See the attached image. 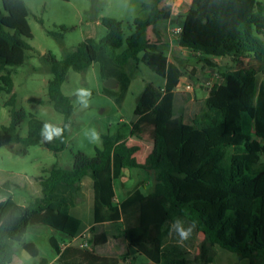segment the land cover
Listing matches in <instances>:
<instances>
[{
    "label": "trees",
    "instance_id": "1",
    "mask_svg": "<svg viewBox=\"0 0 264 264\" xmlns=\"http://www.w3.org/2000/svg\"><path fill=\"white\" fill-rule=\"evenodd\" d=\"M160 1L142 4L148 15L134 17L128 34L120 20L103 16L106 33L98 41L87 38L61 58L50 51L40 56L51 74L48 103L63 114L58 126L67 125L62 136L46 142L43 121L32 114L26 135L18 133L27 114L14 106L10 73L24 62L32 34L24 1L0 0V90L10 94L5 101L10 119L1 127L0 142L15 154L39 143L54 152L66 145L73 105L60 87L69 69L80 71L97 62L101 80L118 82L115 88L102 86L118 106L139 62L165 79L162 87L144 84L129 120L133 125L146 113L153 120V136L141 160L137 153L145 140L138 130L101 133V146L92 156L77 151L70 167L54 164L33 177L40 186L37 195L12 202L5 213L0 199V264L13 261L16 245L39 264H49L25 239L34 225L32 216L41 211L53 230L47 243L54 264H116L118 256L128 255V245L148 264H210L212 249L241 264H256V259L264 264V0H191L176 40L198 52L202 67L215 65L211 56H228L233 63L250 57L262 65L259 70L230 66L221 71L220 83L209 88L191 122L184 121L190 94L174 87L181 76L195 81L194 69L168 61L147 34L158 20L169 19V8L158 6ZM125 169L150 170L152 188L144 193L136 187L115 202L114 180ZM10 189V183L0 184V198ZM68 219L75 221L73 235L89 229V247L60 246L58 236L70 230ZM176 219L195 225L189 239L180 241L170 231Z\"/></svg>",
    "mask_w": 264,
    "mask_h": 264
},
{
    "label": "rangeland",
    "instance_id": "2",
    "mask_svg": "<svg viewBox=\"0 0 264 264\" xmlns=\"http://www.w3.org/2000/svg\"><path fill=\"white\" fill-rule=\"evenodd\" d=\"M27 10V20L32 36L27 39L31 49L27 51L24 62L11 67L12 91L15 108H22L27 117L20 123L18 133L26 135L28 116H36L40 120L59 125L63 122V114L48 103L47 80L51 74L47 65L40 56L50 51L57 58H61L65 51L73 50L78 43L90 38L98 41L106 33V28L101 23L103 16H112L122 22L125 34L133 30L131 21L134 17H146L148 9L142 6L147 0H23ZM159 21V20H158ZM130 24V25H129ZM64 25L65 29H61ZM130 26V27H129ZM61 34L57 38L55 34ZM218 69L223 71L227 66L248 68L255 70L261 68V63L249 60V57L241 58L239 62L233 63L228 56H222ZM189 63L199 67L195 58L189 56ZM226 66V67H225ZM131 84L125 94L121 106L102 92L104 81L99 76L97 62H92L83 70L75 71L69 69L66 79L61 84V91L70 98L73 112L70 117L67 143L63 149L54 152L48 149L44 143L31 145L24 154L13 153L6 143L0 142V184L8 182L11 184L10 194L2 196L5 201L3 213L12 202L24 203L32 195L40 191L38 182L33 178L46 173L51 165L70 167L73 154L81 151L89 156L95 153V148L101 146L100 141L91 143L85 136L89 129H95L99 134L113 133L117 129L125 134L130 130L129 120L135 106L136 98L146 82L158 86L162 84V77L151 70L146 64L139 62L137 69L132 73ZM86 87L91 90L90 105L87 109H81L72 93L78 87ZM117 87V86H116ZM199 92L202 88L197 87ZM10 94L0 90V133L1 127L9 122L10 106L5 104ZM140 133L145 140L143 146L137 153L139 160L144 156L147 142L150 141L146 119L141 120ZM135 130H137L135 128ZM153 136V135H152ZM264 161V156L262 157ZM127 176V186H133L135 182L144 185L149 182L152 188L153 177L147 175V171L138 169H125L123 175ZM122 175V176H123ZM122 176L116 180V186ZM147 179L142 180L145 177ZM141 177V178H140ZM139 179V180H138ZM52 233L49 226H33L26 233L25 239L37 240L39 254L47 258L54 255L53 250L47 243V237ZM31 234H36L34 237ZM202 238H198V243ZM212 262L210 264H241L233 257L220 249L211 250ZM140 256V257H139ZM146 257L142 254L135 256L134 264L139 263ZM256 259V264L260 263ZM9 264H39L36 257L30 256L19 246H15L13 262ZM51 264H54L52 262ZM116 264H129L120 261Z\"/></svg>",
    "mask_w": 264,
    "mask_h": 264
},
{
    "label": "crops",
    "instance_id": "3",
    "mask_svg": "<svg viewBox=\"0 0 264 264\" xmlns=\"http://www.w3.org/2000/svg\"><path fill=\"white\" fill-rule=\"evenodd\" d=\"M190 2H191V0H161L159 2L158 6L164 5L167 8H169V19L166 23H163L160 20L157 21L153 26H151L148 29V32H147L148 37L151 40H155L157 47H159L163 50L168 61L175 63V64H179V65L185 67L186 69H194V79H196L195 81L190 80L186 76H181L178 79V82L176 84V85H179L180 87H183L186 84H190V88H188L187 90L184 91V92H188L190 94V98L186 102L185 109H184V121L185 122H191V120L194 116V113L198 110V108L202 104L203 99L208 96L209 88L213 85H218L220 83V81H221V75H220L221 70H219L217 66L221 65L220 61L222 59L221 58L222 56H211V60L215 63L214 66L202 67L201 64L198 63L199 67H195L194 65H191L189 63L188 58H189V56H191V57L195 58V60L197 61L196 55L198 54V52H194L190 48L180 46L177 43V40H176V34L177 33L174 32V29L179 26L183 15L187 12V10L189 8ZM143 3L144 2H142V4ZM242 58H245V57H242ZM249 60L253 61V62H259V61H256V60L250 58V57H249ZM259 63H261V62H259ZM227 67H230V66H227ZM164 83H165V79L162 77V84L158 85V86L162 87L164 85ZM130 84H131V81L129 83V86H130ZM197 87L202 88V91H205V92L204 93L199 92L198 89H196ZM145 119H146V126L148 127L150 140H151L152 135H153V120L149 116V114H147V113L140 119V121L145 120ZM140 121L133 124V125L129 123L130 129L136 128L140 133H143V130L141 129V125L139 127ZM126 134H128V133H126ZM147 173H148L147 175H149V176L152 175L150 170L147 171ZM125 178L127 179L128 177L125 176V174H124L122 176V179L119 180L117 186H116V180L117 179L114 180V191H115L114 201L115 202L121 201L124 197H126L136 187L140 188L144 193H146L150 190L149 182L144 184V185H140V183L135 182L134 185L131 187V186L126 185ZM145 179H147V177H145L144 179L142 177L141 181H143ZM32 220L34 222L33 226H40V227L49 226V224L47 223V213L45 211H41V212L33 215ZM68 222L71 225L70 230L66 231V229H65L62 237L58 236L59 238H62V240L64 242H67V243H70L73 245H78L81 242V240H83V238H87V240H88L91 237V232L89 231V229H84L80 234L73 235V230L75 228V221L73 219H68L67 223ZM49 228H50V226H49ZM50 230L53 231L51 228H50ZM31 235L34 237V239H36L35 238V237H37L36 234H34V235L31 234ZM48 237L46 238L47 241H48ZM26 240L33 241L37 245V243H36L37 240L36 241L31 240V239H26ZM37 247H38V245H37ZM140 254L141 253H139L135 247L128 245V255L125 257L118 256L117 257V263H119L120 261H123V262L127 261L129 264H134L135 256H138ZM54 259H55V255H53L51 258H49V264H51L54 261ZM37 261H38V259H37ZM150 262L151 261L146 258V260L141 259L139 261V263H137V264H148Z\"/></svg>",
    "mask_w": 264,
    "mask_h": 264
},
{
    "label": "clouds",
    "instance_id": "4",
    "mask_svg": "<svg viewBox=\"0 0 264 264\" xmlns=\"http://www.w3.org/2000/svg\"><path fill=\"white\" fill-rule=\"evenodd\" d=\"M72 95L75 96L76 102L79 104L80 108L87 109L90 105L91 90L86 87H78L74 90ZM64 127H67L65 125ZM64 127H60L50 122H45L41 129V136L46 142L52 141L56 137H60L63 134ZM85 136L91 143H97L100 141V134L95 129H89L85 132ZM194 224L186 225L180 219H176L170 225V231L174 232L180 239V241H185L189 239L191 233L194 229Z\"/></svg>",
    "mask_w": 264,
    "mask_h": 264
},
{
    "label": "built area",
    "instance_id": "5",
    "mask_svg": "<svg viewBox=\"0 0 264 264\" xmlns=\"http://www.w3.org/2000/svg\"><path fill=\"white\" fill-rule=\"evenodd\" d=\"M179 30H180V27L178 26V27H176V28L174 29V32L177 33ZM188 88H190V84H186V85H184L183 87H180L179 85H176V86L174 87V89H175V90H178V91H185V90H187ZM66 244H67V242H64V241H63V242H61L60 246H61V247H64ZM77 246H79V247H89V246H90V243H89V241L87 240V238H83V240H81V242H80Z\"/></svg>",
    "mask_w": 264,
    "mask_h": 264
},
{
    "label": "water",
    "instance_id": "6",
    "mask_svg": "<svg viewBox=\"0 0 264 264\" xmlns=\"http://www.w3.org/2000/svg\"><path fill=\"white\" fill-rule=\"evenodd\" d=\"M118 82L116 79L113 78H107L104 80V86L109 88H115L117 86Z\"/></svg>",
    "mask_w": 264,
    "mask_h": 264
}]
</instances>
